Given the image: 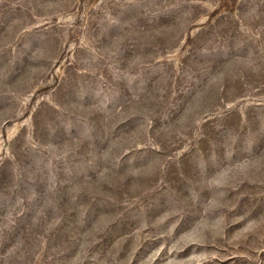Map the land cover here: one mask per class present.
Instances as JSON below:
<instances>
[{"label":"rangeland","instance_id":"1","mask_svg":"<svg viewBox=\"0 0 264 264\" xmlns=\"http://www.w3.org/2000/svg\"><path fill=\"white\" fill-rule=\"evenodd\" d=\"M0 264H264V0H0Z\"/></svg>","mask_w":264,"mask_h":264}]
</instances>
